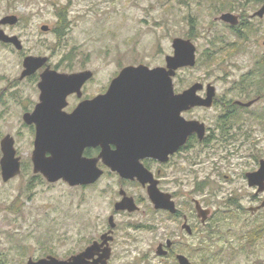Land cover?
Segmentation results:
<instances>
[{
    "label": "rangeland",
    "instance_id": "obj_1",
    "mask_svg": "<svg viewBox=\"0 0 264 264\" xmlns=\"http://www.w3.org/2000/svg\"><path fill=\"white\" fill-rule=\"evenodd\" d=\"M264 0H0V18L16 14L15 25L3 26L19 37L23 49L0 43V139L14 138L23 167L19 175L3 182L0 176V264H26L28 258L53 255L59 259L87 244L105 225L114 186L107 179L96 185L69 186L61 180L48 183L35 177L30 155L33 135L22 120L26 105L36 99L35 81L18 77L24 56H47L60 71L90 69L93 77L87 93H101L108 79L121 67L145 64L165 65L172 54L174 37L188 38L196 46V64L177 71V87L194 81L213 83L220 97L247 101L230 87L264 56V16L247 18ZM67 6L69 25L63 38L53 28L56 11ZM242 13L254 27L242 41L223 22L215 18L222 12ZM193 19V26L189 19ZM48 25L43 31L41 25ZM218 37L219 39H216ZM217 50L216 61L207 53ZM70 65V66H68ZM71 69V70H69ZM264 93V90L262 91ZM264 106V96L247 110L239 111L240 123L233 130L237 141H221L220 154L195 149L180 160L178 175L186 183L176 185L181 193L192 192L216 210L214 234L202 244L209 255L203 264H260L264 261V237L246 242L248 229L263 223L264 208L249 211L264 201V192L252 198L254 188L247 185L244 173L264 159V119L251 118ZM219 110H198L191 115L211 122ZM260 114V113H259ZM239 126V128L237 127ZM235 141V142H233ZM1 156V152H0ZM215 169L212 162L218 161ZM200 160L199 164H193ZM236 201L230 206L227 202ZM172 226L173 223H166ZM122 229V228H120ZM119 229V230H120ZM198 232L193 237L197 247ZM253 244V246H251ZM201 251L193 250L194 264Z\"/></svg>",
    "mask_w": 264,
    "mask_h": 264
},
{
    "label": "flooded vegetation",
    "instance_id": "obj_2",
    "mask_svg": "<svg viewBox=\"0 0 264 264\" xmlns=\"http://www.w3.org/2000/svg\"><path fill=\"white\" fill-rule=\"evenodd\" d=\"M253 13L247 17L249 20L250 18L258 17L253 16ZM236 16L238 17V23L236 25H230L229 23L223 21L221 22L225 23L235 33L237 39L242 41L248 37V32L252 31L248 30V28L253 29L254 27L242 13L236 14ZM6 25L9 24L2 25V29L3 26ZM0 43L4 45H11L13 47L11 43H4L2 41H0ZM47 64H49L48 60ZM50 67L62 73L90 70L82 69L79 71L66 72L56 69L58 66L52 67L50 65ZM45 68L46 65L41 66L34 73L25 76L27 79L35 81L34 83L37 92L36 99L31 100V102L26 105L27 107H25L23 114L27 112L32 113L35 110L36 104L40 101V89L38 87V82L40 81V74ZM122 68L123 67H121L108 79L105 88L101 93L97 94L86 92L87 85L93 77L92 71V76L80 87V94L72 92L67 95V104L62 110L69 114L74 111L81 102L93 99L96 95L108 91L112 80L118 75ZM184 68L191 67H183L180 69ZM177 71L172 76L174 94L180 93L190 87L193 83L199 82L202 84V88H200L196 93L204 98L207 95L208 84L214 87L211 106H195L182 112V115L187 120L196 119L204 124L203 136L199 137L197 132H192L187 135L183 144L178 146L174 152H170L168 147L171 145V127L169 124V136L166 135V139L162 141L160 147L156 149L158 154L156 156L144 155V149L150 143V141L143 142L142 136H140L142 129L145 127L144 112H146V109L148 112L154 111L156 109L155 106L149 102L145 107L135 98L128 101L124 106H120L119 104L113 105L110 102V106H108V110L110 112V122L108 125L104 148L106 151L107 162H104L100 156L102 146L97 145L91 138L87 140L85 135H83L80 143L83 140L86 142L88 141V143L83 146L82 156L95 160L96 166L102 171V173L93 183L77 185H96L102 180L107 179L108 184L114 186V195H112L109 200V213L106 217L105 225L100 229L95 237L77 251L61 258L62 260H66L70 256L84 251L85 248L91 244H95L96 247L92 254L84 259L83 262H85V264H180L178 260L179 255L184 256L189 264H194L196 263L192 256L194 249L201 251V253H199L201 255L200 263L203 264V262L207 259L209 260L210 257L206 254V247L202 244V241L206 237L214 234L216 230L215 228L217 227L216 223H219L220 217H215V212L217 211L208 207L209 204H206L202 199L193 196L192 192L186 191L181 193L176 189L177 184L183 185L186 183V180L183 178L184 174L182 173L183 176L178 175V169H183L185 166L182 164L179 165V162L180 160H185L186 163H189L188 161H191V157H188L187 155L195 149L207 152V157H209L210 154L218 155L220 154L221 141H226V136L243 135V133L237 134L236 131L233 130L235 127L226 130L223 127V122L220 120V115L225 112L224 109L226 104L233 103L235 105L242 106L238 104L237 101H246L220 97L216 86L210 82L194 81L185 87L179 88L176 83ZM246 73H243L242 75ZM262 75L263 78L261 79L264 80V73H262ZM18 78L20 79V75ZM239 80L230 88L237 92L238 96L243 98L242 92L239 90V87L237 88ZM263 96L264 93H261L260 95L250 99L254 101L252 105L258 102ZM210 109H215V111L219 110L221 112L216 115L215 119H212V123L200 120L194 115L189 117L185 116V114H192L198 110L207 111ZM151 116L152 115L149 114L147 117L151 118ZM23 122L33 135L32 149L29 159L31 170L35 177L40 179L42 177L46 182H48L41 173H35L33 171L31 157L34 148L36 125L34 122L29 124L25 123L24 120ZM147 124L150 126V120L147 121ZM85 127L86 126H83V128ZM164 152H167V155ZM164 154L165 158H163ZM16 155L20 157L21 172L23 162L21 156L17 154V150ZM48 155L49 153L46 152V156ZM186 159L189 160L187 161ZM261 159L263 158L257 160L256 167L250 171H254L258 168L259 161ZM199 162L200 160L194 162L193 164H199ZM211 164L214 165L215 169L219 168L220 158L218 161L212 162ZM245 174L246 172L244 173V177ZM245 180L247 183L246 177ZM152 186L156 188L157 195L161 197L157 204L153 202L149 193V189ZM251 188H254V193L251 196L253 199H256L259 197V193L262 192H257L256 186ZM263 203L264 201H262L258 206L250 207L249 211L252 214H256L264 208ZM167 222L173 223V225L167 226ZM198 232H200L201 235L198 237L197 247H194L193 237ZM104 254H107V256L103 257Z\"/></svg>",
    "mask_w": 264,
    "mask_h": 264
},
{
    "label": "water",
    "instance_id": "obj_3",
    "mask_svg": "<svg viewBox=\"0 0 264 264\" xmlns=\"http://www.w3.org/2000/svg\"><path fill=\"white\" fill-rule=\"evenodd\" d=\"M263 15L264 3L253 13V16L258 17ZM215 19L230 25L238 23V17L232 12H222ZM17 22L16 14H6L0 18V41L11 43L15 49L21 50L23 45L19 37L7 34L1 27L5 24L14 25ZM40 29L47 31L49 26L44 24ZM171 46L173 53L165 56V65L148 67L145 64H138L123 67L112 80L108 91L81 102L69 114L62 110L67 104V95L72 92L80 94V87L92 76V71L62 73L47 64V56L26 55L22 61L23 69L20 79L46 65L38 82L40 101L32 113L23 114L25 123L34 122L36 125L31 157L33 171L41 173L49 183L59 180H63L69 186L93 183L102 171L96 166L95 160L82 156L83 146L87 145L88 141L83 140L80 143V140L85 135L87 140L91 138L97 145H101L100 156L104 162H107L104 148L110 122L108 110L110 102L113 105L124 106L135 98L145 107L149 102L155 106L154 111L148 112L146 109L144 112L145 127L140 136L143 142L150 141L144 149V155L156 156L158 154L156 149L166 139V135L169 136V124L171 127V145L168 147L170 152H174L178 146L183 144L187 135L192 132H197L199 137H202L204 124L196 119L187 120L182 112L195 106H211L214 87L208 84L207 95L204 98L196 93L202 88L199 82L174 94L172 76L178 69L193 67L196 64V46L191 39L183 37H174ZM253 102V100L237 101L245 107L251 106ZM149 114L152 115L151 118L147 117ZM149 120L150 126L147 124ZM83 126L86 127L83 128ZM0 150L2 153L0 158L1 179L7 182L20 173V157L16 155L14 138L11 135L7 134L0 140ZM46 152L49 153L48 156ZM164 153L167 155V152ZM245 177L248 186H256L257 192H263L264 159L259 161L256 170L246 172ZM149 193L153 202L157 204L161 197L157 195L154 186L150 187ZM95 247V244H91L84 251L66 260L53 255L38 259L30 257L26 264H85L84 259L92 254ZM105 256L107 254L103 255ZM178 260L180 264H189L184 256L179 255Z\"/></svg>",
    "mask_w": 264,
    "mask_h": 264
},
{
    "label": "trees",
    "instance_id": "obj_4",
    "mask_svg": "<svg viewBox=\"0 0 264 264\" xmlns=\"http://www.w3.org/2000/svg\"><path fill=\"white\" fill-rule=\"evenodd\" d=\"M13 2V4L15 2H23L24 0H10ZM260 1V0H257ZM67 6H61L58 8V10L56 11V16L58 18L57 23L55 25V27L53 28V32L55 33L57 39H61L65 36L66 34V30L68 28L69 25V21H68V13L66 10ZM189 24H191L193 26V19L190 18L189 19ZM248 30H252L250 28H248ZM188 38H191L192 35L190 33H188L187 35ZM216 39H219L218 37H216ZM211 51H209L207 54V58L211 61L214 62L216 61L215 57L217 55V50H214V48L212 47L210 49ZM70 66V65H68ZM262 73H264V56L260 57L257 62L255 63V65L244 75L241 76L239 82L237 83V88L239 87V90L242 92V96L247 99L250 100L252 98H254L257 95H260L262 93V91L264 90V80H262L261 78H263ZM239 91V92H240ZM248 107H243V106H238L235 104H226L225 105V109H224V113H221L220 115V120L223 122V127L227 130V129H231L234 128L235 125L240 123V114L239 111H243V110H247ZM260 113V114H259ZM251 118H254L256 120H261L264 119V106L262 109H260L258 112L256 113H252ZM239 128V126H237ZM243 136V135H241ZM239 138L237 136H226L225 140H235L237 141ZM233 141V142H235ZM228 204L230 206L232 205H236V201H234L233 199L229 202V200H227ZM262 237H264V220L263 223H258L256 224L254 227H251L250 229L247 230L246 234H245V238H246V242H255L260 240ZM254 243H252L251 246H253ZM260 264H264V261H260Z\"/></svg>",
    "mask_w": 264,
    "mask_h": 264
}]
</instances>
